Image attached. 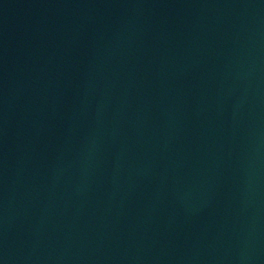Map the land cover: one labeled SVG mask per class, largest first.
Here are the masks:
<instances>
[{"label": "water", "instance_id": "water-1", "mask_svg": "<svg viewBox=\"0 0 264 264\" xmlns=\"http://www.w3.org/2000/svg\"><path fill=\"white\" fill-rule=\"evenodd\" d=\"M0 264H264V0H0Z\"/></svg>", "mask_w": 264, "mask_h": 264}]
</instances>
